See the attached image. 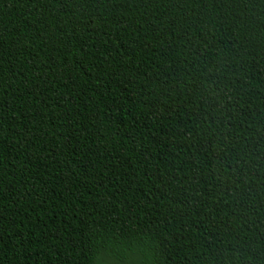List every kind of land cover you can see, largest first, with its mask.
Returning <instances> with one entry per match:
<instances>
[{"label": "trees", "instance_id": "obj_1", "mask_svg": "<svg viewBox=\"0 0 264 264\" xmlns=\"http://www.w3.org/2000/svg\"><path fill=\"white\" fill-rule=\"evenodd\" d=\"M0 264H264V0H0Z\"/></svg>", "mask_w": 264, "mask_h": 264}]
</instances>
